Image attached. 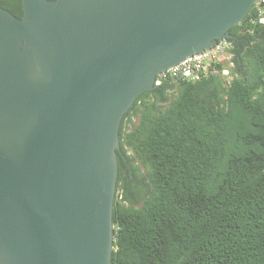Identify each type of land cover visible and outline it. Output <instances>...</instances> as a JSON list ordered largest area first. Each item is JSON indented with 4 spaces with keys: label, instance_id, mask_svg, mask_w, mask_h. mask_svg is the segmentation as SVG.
I'll list each match as a JSON object with an SVG mask.
<instances>
[{
    "label": "water",
    "instance_id": "1",
    "mask_svg": "<svg viewBox=\"0 0 264 264\" xmlns=\"http://www.w3.org/2000/svg\"><path fill=\"white\" fill-rule=\"evenodd\" d=\"M257 0L0 7V264H111L119 127L156 74Z\"/></svg>",
    "mask_w": 264,
    "mask_h": 264
},
{
    "label": "trees",
    "instance_id": "2",
    "mask_svg": "<svg viewBox=\"0 0 264 264\" xmlns=\"http://www.w3.org/2000/svg\"><path fill=\"white\" fill-rule=\"evenodd\" d=\"M0 7L22 17L21 0ZM253 8L228 29L229 80L167 78L124 113L111 264H264V24Z\"/></svg>",
    "mask_w": 264,
    "mask_h": 264
},
{
    "label": "built area",
    "instance_id": "3",
    "mask_svg": "<svg viewBox=\"0 0 264 264\" xmlns=\"http://www.w3.org/2000/svg\"><path fill=\"white\" fill-rule=\"evenodd\" d=\"M253 6L255 18L264 24V0H257ZM231 49V42L223 38L212 47L185 57L178 63L158 72L154 84L157 85L167 78L196 81L215 73L229 80L231 78L230 68L234 66V52ZM220 63L221 67L218 66Z\"/></svg>",
    "mask_w": 264,
    "mask_h": 264
},
{
    "label": "flooded vegetation",
    "instance_id": "4",
    "mask_svg": "<svg viewBox=\"0 0 264 264\" xmlns=\"http://www.w3.org/2000/svg\"><path fill=\"white\" fill-rule=\"evenodd\" d=\"M128 170L131 171V168H129V166H128ZM122 177H123V180L125 179V182L131 180V181L134 182L135 185H140V184H141V181H142V180H141L142 177L139 176V175L133 177L132 174H130L129 176H128V175L125 176V175L123 174Z\"/></svg>",
    "mask_w": 264,
    "mask_h": 264
},
{
    "label": "rangeland",
    "instance_id": "5",
    "mask_svg": "<svg viewBox=\"0 0 264 264\" xmlns=\"http://www.w3.org/2000/svg\"><path fill=\"white\" fill-rule=\"evenodd\" d=\"M137 122H138V116H132V121L130 123H127L126 121L125 125L127 126V128H132ZM136 166L139 168V170H141L140 172L144 174V169L142 168V166L137 162H136ZM139 175L141 174L139 173Z\"/></svg>",
    "mask_w": 264,
    "mask_h": 264
}]
</instances>
